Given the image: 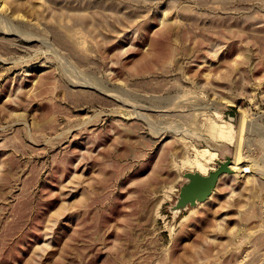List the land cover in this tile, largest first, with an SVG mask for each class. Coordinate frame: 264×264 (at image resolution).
I'll return each instance as SVG.
<instances>
[{
    "label": "rangeland",
    "instance_id": "1",
    "mask_svg": "<svg viewBox=\"0 0 264 264\" xmlns=\"http://www.w3.org/2000/svg\"><path fill=\"white\" fill-rule=\"evenodd\" d=\"M0 264H264V0H0Z\"/></svg>",
    "mask_w": 264,
    "mask_h": 264
},
{
    "label": "water",
    "instance_id": "2",
    "mask_svg": "<svg viewBox=\"0 0 264 264\" xmlns=\"http://www.w3.org/2000/svg\"><path fill=\"white\" fill-rule=\"evenodd\" d=\"M232 169L231 157H226L223 162L218 163V167L207 175L196 173H186L184 175L185 183L181 186L178 198L171 211L181 212L188 207L194 208L198 204L206 202L214 192L218 180L222 175H231Z\"/></svg>",
    "mask_w": 264,
    "mask_h": 264
},
{
    "label": "bare ground",
    "instance_id": "3",
    "mask_svg": "<svg viewBox=\"0 0 264 264\" xmlns=\"http://www.w3.org/2000/svg\"><path fill=\"white\" fill-rule=\"evenodd\" d=\"M154 43V42H153ZM154 45H155V43H154ZM152 47H153V45H152ZM155 47V46H154ZM173 50V49H172ZM100 83V82H99ZM102 83V82H101ZM101 83H100V86H101ZM99 85V84H98ZM104 85V84H103ZM92 86V85H91ZM92 87H94V86H92ZM100 88V87H99ZM103 89H105V87L103 88ZM103 89H99V90H103ZM103 91H105V90H103ZM111 98H114L113 97V95L111 96ZM199 109V108H198ZM203 110V109H202ZM201 155V157L203 158V156H206L207 155V151L206 150H203L202 151V153L200 154ZM215 156V154H210L209 155V158L210 159H212L213 157ZM238 156V155H237ZM240 158V157H239ZM238 157L237 158H235L234 159V162L232 163V166H233V168H238V169H241L240 171L242 172V174L243 173H250V170H249V168H247V167H242V165H240V163L243 161H241L240 162V159H239ZM202 159H200L199 161H196V162H193V161H190V160H186L185 161V164H187L188 166H190V167H194V168H196L197 170H198V173H200V174H202L204 171V162L203 161H201ZM205 161V160H204ZM207 161V160H206ZM209 161V160H208ZM203 175V174H202Z\"/></svg>",
    "mask_w": 264,
    "mask_h": 264
}]
</instances>
